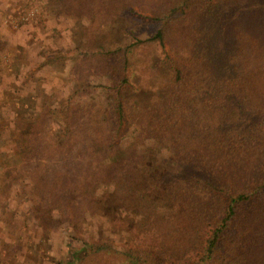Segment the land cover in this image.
<instances>
[{
  "label": "trees",
  "instance_id": "16d2710c",
  "mask_svg": "<svg viewBox=\"0 0 264 264\" xmlns=\"http://www.w3.org/2000/svg\"><path fill=\"white\" fill-rule=\"evenodd\" d=\"M75 1L91 20L74 66L94 81L24 119L0 110L38 217L76 242L57 264H264V0ZM134 7L152 35L91 36ZM171 37L177 59L139 61Z\"/></svg>",
  "mask_w": 264,
  "mask_h": 264
},
{
  "label": "rangeland",
  "instance_id": "374dc122",
  "mask_svg": "<svg viewBox=\"0 0 264 264\" xmlns=\"http://www.w3.org/2000/svg\"><path fill=\"white\" fill-rule=\"evenodd\" d=\"M148 1L131 0L127 5L135 2L146 7L151 5ZM134 8L137 10L119 9L101 18L100 28H92L91 36L99 34L109 42L152 35L149 12ZM90 9L75 0H0V110L7 114L5 118L36 115L43 102L56 106L82 82L94 81L95 75L83 76L86 70L74 66L77 47L89 38ZM170 41L165 49H143L139 61L177 59L181 39L171 37ZM82 65L88 69V63ZM141 70L136 71L135 79ZM52 128L57 131L59 125L54 121ZM33 159L31 163H45ZM27 162L13 142L8 144V139L0 137V264L71 261V243L76 242L65 222L40 219L34 206V184L15 177ZM106 263L102 256L92 255L86 264Z\"/></svg>",
  "mask_w": 264,
  "mask_h": 264
}]
</instances>
